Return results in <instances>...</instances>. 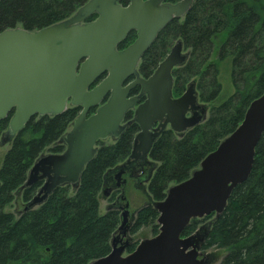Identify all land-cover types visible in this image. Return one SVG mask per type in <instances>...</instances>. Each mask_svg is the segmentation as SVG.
Masks as SVG:
<instances>
[{"label":"trees","instance_id":"trees-1","mask_svg":"<svg viewBox=\"0 0 264 264\" xmlns=\"http://www.w3.org/2000/svg\"><path fill=\"white\" fill-rule=\"evenodd\" d=\"M87 1L0 0V32L47 27L71 17ZM120 1L123 5L130 2ZM136 38L137 32H131L121 48ZM179 39L189 57L172 71L173 95L181 96L195 82L200 101L211 106L208 119L183 137L168 128L154 142L150 156L158 164L148 184L152 201L163 200L172 184L188 179L239 126L251 102L264 93V0H194L185 18L169 22L144 53L141 76H151ZM217 60L230 61L234 86V93L221 102H217L222 91ZM79 111L80 107H73L60 115L32 118L6 152L0 166V264H88L111 252L121 212L112 206L101 214L99 195L108 184L110 169L131 155L140 131L132 110L125 116L128 124L117 141H98L97 154L83 170L78 186L56 188L36 208L18 214L7 210L20 188L25 203L37 194L42 181L23 187L31 167L45 150H65L59 140ZM11 116L0 120V136ZM158 217L149 200L137 211L131 232L151 226L157 235ZM203 220L211 222L202 249H224L220 264H264V132L250 175L233 189L224 211L192 219L182 235L193 234ZM138 243L129 244L127 252Z\"/></svg>","mask_w":264,"mask_h":264},{"label":"water","instance_id":"water-1","mask_svg":"<svg viewBox=\"0 0 264 264\" xmlns=\"http://www.w3.org/2000/svg\"><path fill=\"white\" fill-rule=\"evenodd\" d=\"M192 2L130 0L123 5L120 0H89L70 18L45 28H9L0 33V120L13 113L2 142L12 140L32 118L60 115L69 102L82 107L61 138L65 151L40 156L30 169L25 186L44 183L25 210L43 204L60 186H78L83 170L96 156L97 142L118 138L125 130L122 122L128 110L134 109L140 131L126 162L146 158L168 127L182 137L206 121L207 108L199 102L195 83L180 97L173 95L172 70L188 58L182 40L150 77L140 76L137 69L158 33L185 15ZM95 13L97 18L86 22ZM132 31H137L136 40L120 49ZM137 87L139 94L131 95ZM94 107L97 110L87 117ZM263 132L264 93L251 102L239 126L187 180L172 185L163 200L154 202L160 213L156 236L123 255L129 245L127 203L112 251L89 264H212L213 257L201 251L205 236L200 231L188 237L182 233L192 218L224 211L233 189L251 173ZM126 162L114 169L117 187L126 182L122 180Z\"/></svg>","mask_w":264,"mask_h":264},{"label":"rangeland","instance_id":"rangeland-1","mask_svg":"<svg viewBox=\"0 0 264 264\" xmlns=\"http://www.w3.org/2000/svg\"><path fill=\"white\" fill-rule=\"evenodd\" d=\"M214 59H217L216 53H215ZM217 63H218L219 72H220L219 79L222 84V91L219 95L217 102H221L234 93V86H233L232 79H231L230 61L217 60ZM210 106L211 104L208 105V109H210ZM1 139L2 138L0 137V166L2 165L6 152L11 147V144H12L11 141L2 142ZM114 141H115V138L113 136H109L104 140L105 143H113ZM48 153L49 152L47 150L43 152V154H48ZM147 161H148L147 164L143 165L142 167L139 166L138 170L135 173L136 176L138 177V180L133 181V182H128L126 186L124 187L125 197L128 201V204H130V209L133 212L135 218H136V211L138 209L142 208L146 203L149 202V200H151L152 202V199H149V196H148V184L150 181V177L158 163H155L150 157L148 158ZM109 173L111 177L112 173L114 172L111 170ZM110 182L111 181H109V186L105 185L104 191L109 190V187H112L113 189H115L113 185L110 186V184H112ZM104 191L102 190L99 195L101 214H105L109 210L110 205L113 204L110 201V196H112L113 193L104 194ZM116 203L117 202H115L113 205L118 207L119 204H116ZM24 204L25 202L22 199V188H20L19 190L16 191L15 199L7 207V210L18 214L23 210ZM135 218H132L129 221V227L127 229L128 241L133 243V242H140L147 238H152L154 235H153V230L151 226L143 227L137 233H134V234L131 232V228L135 222ZM211 220H207V221L203 220L202 222L203 224L200 226L201 228L199 230L200 235L205 234L207 229L210 227L209 223L211 222ZM124 254L126 255L127 251L124 252ZM203 254L204 255L208 254V255L213 256V258H215V261L212 264H220L222 257L225 254V250L212 248L210 250L205 251V253Z\"/></svg>","mask_w":264,"mask_h":264},{"label":"flooded vegetation","instance_id":"flooded-vegetation-1","mask_svg":"<svg viewBox=\"0 0 264 264\" xmlns=\"http://www.w3.org/2000/svg\"><path fill=\"white\" fill-rule=\"evenodd\" d=\"M180 1V0H179ZM139 88H135L133 91H132V93H131V95H137V94H139V90H138ZM145 96H141L140 97V100H139V102H142L145 98H144ZM105 102V101H104ZM104 102H102L101 104H103ZM78 107H80V106H78ZM69 108H72V106H70L69 105ZM96 109H97V107H95V108H92L91 110H90V112L87 114V116H89V115H91L92 113H94L95 111H96ZM81 107H80V111H79V114H80V112H81ZM130 111V110H129ZM128 111V112H129ZM127 112V113H128ZM126 113V114H127ZM126 116V115H125ZM124 116V117H125ZM123 124H125V122H124V120H123ZM11 142H13V140L11 141ZM150 156H147L146 158H138V159H132L130 162H126V168L124 169L125 170V173H124V175H123V178L124 179H126V181H127V183L128 182H133V181H137L138 180V177L136 176V171L138 170V167L140 166V167H142L143 165H145V164H147V160H148V158H149ZM123 163V162H122ZM115 176H116V172H114V173H112V175H111V177H110V179H109V181H111L110 183H112V184H110V186L111 185H115V183H117L116 181H117V179L115 178ZM124 187L125 186H123L121 189H119L118 191V193H117V196H116V199H117V202L118 203H120V205H122V204H125L126 203V200H123V194H122V192L124 191ZM115 191H117V190H114V193H115Z\"/></svg>","mask_w":264,"mask_h":264}]
</instances>
